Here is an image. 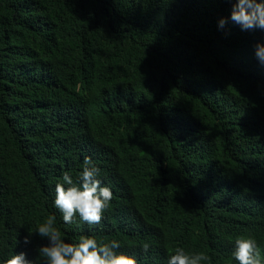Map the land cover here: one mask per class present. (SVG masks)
Here are the masks:
<instances>
[{"label": "trees", "instance_id": "1", "mask_svg": "<svg viewBox=\"0 0 264 264\" xmlns=\"http://www.w3.org/2000/svg\"><path fill=\"white\" fill-rule=\"evenodd\" d=\"M233 2L0 0V259L43 264L49 214L140 264L176 247L238 264L240 236L264 256V30L220 28ZM85 156L113 198L66 225L55 185Z\"/></svg>", "mask_w": 264, "mask_h": 264}, {"label": "clouds", "instance_id": "2", "mask_svg": "<svg viewBox=\"0 0 264 264\" xmlns=\"http://www.w3.org/2000/svg\"><path fill=\"white\" fill-rule=\"evenodd\" d=\"M229 19L242 31L264 30V0H234L230 17L221 18L218 26L223 28ZM254 49L257 61L264 66V43L258 42ZM100 177L101 169L88 156H85L82 171L75 178L68 171L62 174V180L55 185L54 206L66 225L101 223L110 207L113 192L102 184ZM36 233L48 241L38 249L43 264H140L136 255L119 251L121 244L116 239L105 242L95 235L83 234L75 242H67L56 227L55 214H49L38 225ZM23 242L30 243L29 236H25ZM149 247L145 243L143 251L147 253ZM232 257L238 264H264L261 249L256 239L250 236L235 239ZM205 261H210V257L203 252L176 247L169 253L167 264H203ZM0 264H38V261L27 258L21 251L0 259Z\"/></svg>", "mask_w": 264, "mask_h": 264}]
</instances>
